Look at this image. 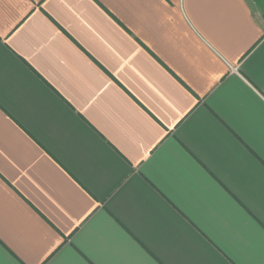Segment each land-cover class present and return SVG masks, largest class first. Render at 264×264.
<instances>
[{
  "label": "crops",
  "instance_id": "0c3cea01",
  "mask_svg": "<svg viewBox=\"0 0 264 264\" xmlns=\"http://www.w3.org/2000/svg\"><path fill=\"white\" fill-rule=\"evenodd\" d=\"M250 4L0 0V264H264Z\"/></svg>",
  "mask_w": 264,
  "mask_h": 264
},
{
  "label": "rangeland",
  "instance_id": "374dc122",
  "mask_svg": "<svg viewBox=\"0 0 264 264\" xmlns=\"http://www.w3.org/2000/svg\"><path fill=\"white\" fill-rule=\"evenodd\" d=\"M250 5L252 8L259 14L264 13V7L263 5L259 4V2H256V0H250Z\"/></svg>",
  "mask_w": 264,
  "mask_h": 264
},
{
  "label": "trees",
  "instance_id": "16d2710c",
  "mask_svg": "<svg viewBox=\"0 0 264 264\" xmlns=\"http://www.w3.org/2000/svg\"><path fill=\"white\" fill-rule=\"evenodd\" d=\"M256 2H259V4L263 5L264 7V0H256Z\"/></svg>",
  "mask_w": 264,
  "mask_h": 264
}]
</instances>
